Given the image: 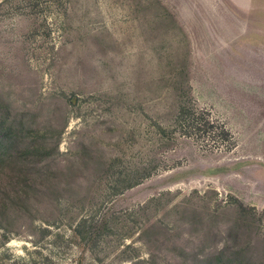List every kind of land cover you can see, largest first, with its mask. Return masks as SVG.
I'll return each instance as SVG.
<instances>
[{
	"label": "rangeland",
	"instance_id": "374dc122",
	"mask_svg": "<svg viewBox=\"0 0 264 264\" xmlns=\"http://www.w3.org/2000/svg\"><path fill=\"white\" fill-rule=\"evenodd\" d=\"M6 134L0 264H264V0H2Z\"/></svg>",
	"mask_w": 264,
	"mask_h": 264
},
{
	"label": "trees",
	"instance_id": "16d2710c",
	"mask_svg": "<svg viewBox=\"0 0 264 264\" xmlns=\"http://www.w3.org/2000/svg\"><path fill=\"white\" fill-rule=\"evenodd\" d=\"M0 142L2 143H13V141L11 142V135L10 134H6V135H2V137H0ZM224 252H222L223 254ZM234 261L230 260L228 261L226 264H233ZM216 264H221L220 261H218Z\"/></svg>",
	"mask_w": 264,
	"mask_h": 264
},
{
	"label": "crops",
	"instance_id": "0c3cea01",
	"mask_svg": "<svg viewBox=\"0 0 264 264\" xmlns=\"http://www.w3.org/2000/svg\"><path fill=\"white\" fill-rule=\"evenodd\" d=\"M2 0H0V4H1Z\"/></svg>",
	"mask_w": 264,
	"mask_h": 264
}]
</instances>
